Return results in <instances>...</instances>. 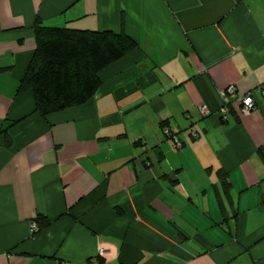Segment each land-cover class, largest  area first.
I'll return each instance as SVG.
<instances>
[{
	"label": "crops",
	"instance_id": "crops-1",
	"mask_svg": "<svg viewBox=\"0 0 264 264\" xmlns=\"http://www.w3.org/2000/svg\"><path fill=\"white\" fill-rule=\"evenodd\" d=\"M35 21L136 48L86 103L41 117L17 91ZM257 87L264 0H0V264H264Z\"/></svg>",
	"mask_w": 264,
	"mask_h": 264
},
{
	"label": "trees",
	"instance_id": "trees-1",
	"mask_svg": "<svg viewBox=\"0 0 264 264\" xmlns=\"http://www.w3.org/2000/svg\"><path fill=\"white\" fill-rule=\"evenodd\" d=\"M32 37L34 49L17 91H31L34 112L41 117L86 103L100 86L98 73L136 48L122 32L49 27L39 21ZM36 224L46 227L40 216Z\"/></svg>",
	"mask_w": 264,
	"mask_h": 264
},
{
	"label": "built area",
	"instance_id": "built-area-1",
	"mask_svg": "<svg viewBox=\"0 0 264 264\" xmlns=\"http://www.w3.org/2000/svg\"><path fill=\"white\" fill-rule=\"evenodd\" d=\"M255 92L264 95L263 90H261L259 87H257L255 89ZM222 94L227 95L228 97L235 99V102L237 103L236 110L238 111L237 113L239 115H246L255 109V104H254V101L252 99L250 92H248L242 96H236L234 87L228 86L227 88H225V90L222 92ZM197 111H198V114L200 117L209 116V111L205 105L198 107ZM227 111H228V106L226 104L223 105L218 111V116H219V119L222 123L227 121V118H226ZM185 117L187 118L188 116L185 115ZM162 132H163L164 136L170 140L173 148L178 149L181 147V143H180L179 139L177 138L175 131H173L171 128H169L167 126H163ZM191 137L195 138L196 137L195 133H191ZM33 231H35V227H34V225H31V232H33ZM87 264H97V263L95 262V263H87Z\"/></svg>",
	"mask_w": 264,
	"mask_h": 264
}]
</instances>
